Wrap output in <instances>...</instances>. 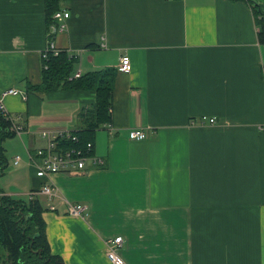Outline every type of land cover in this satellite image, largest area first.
I'll return each instance as SVG.
<instances>
[{"label": "crops", "instance_id": "crops-1", "mask_svg": "<svg viewBox=\"0 0 264 264\" xmlns=\"http://www.w3.org/2000/svg\"><path fill=\"white\" fill-rule=\"evenodd\" d=\"M61 10L70 17L53 41L77 57L75 74L117 72L112 122L94 137L104 164L36 176L40 134L79 130L96 92H28L42 83L44 0H0V95L26 94L4 98L24 133L4 144L3 194L57 187L35 198L65 264H112L107 243L118 236L125 264H264V46L249 2L62 0ZM134 130L147 139L131 140ZM69 203L87 211L72 216Z\"/></svg>", "mask_w": 264, "mask_h": 264}, {"label": "trees", "instance_id": "trees-1", "mask_svg": "<svg viewBox=\"0 0 264 264\" xmlns=\"http://www.w3.org/2000/svg\"><path fill=\"white\" fill-rule=\"evenodd\" d=\"M252 7L258 38L264 46V4L246 0ZM62 0H44L47 27L54 22L53 16L61 11ZM77 57L66 51L58 55L48 53L43 58L42 83H27L28 92H52L58 90H92L96 102L82 109L79 116L81 128L71 132L78 142L70 141L68 146L80 147L91 142L98 130L112 122L113 88L116 70L107 68L75 77ZM12 121L0 113V179L9 168L5 142L17 135L12 131ZM35 192V191H33ZM32 192V193H33ZM44 208L33 196L18 199L3 194L0 189V264H65L63 258L52 253L43 218Z\"/></svg>", "mask_w": 264, "mask_h": 264}, {"label": "built area", "instance_id": "built-area-1", "mask_svg": "<svg viewBox=\"0 0 264 264\" xmlns=\"http://www.w3.org/2000/svg\"><path fill=\"white\" fill-rule=\"evenodd\" d=\"M70 13L66 10L58 11L53 16V23L48 29L49 42L47 48L43 53V58L46 59L48 53L55 55L59 54V51L53 41L54 36L59 32L64 31L66 28V20L69 19ZM132 62L129 56H123L120 61L119 71L123 73L131 72ZM81 73L75 74L76 78H79ZM22 93L15 89H10L0 95V113L12 121V131L20 136L24 133V127L16 123L15 117L9 114L4 105V98L6 96H19ZM23 98L26 94H22ZM20 119V118H18ZM203 122L215 123L214 118H202ZM41 138L46 142L44 147L38 148L34 153L30 154L32 165L36 169V176L40 179H47L55 174H65L68 176L80 175L86 172L88 169L97 166H103L104 161L101 158H97L94 154V145L89 142L84 146L72 147L68 146L70 141L78 142V138L72 135L71 132H42ZM130 139L136 141H143L147 139V133L143 130H134L130 133ZM20 158H16L15 164L19 162ZM57 187L53 184L43 183L40 190L31 192V198L33 196L42 194L48 198H52L57 195ZM54 209V207H52ZM87 211V207L80 204H68L67 213L72 216H83ZM123 245V237L118 236L107 243L106 255L112 264H125L124 260L120 257L118 251Z\"/></svg>", "mask_w": 264, "mask_h": 264}, {"label": "rangeland", "instance_id": "rangeland-1", "mask_svg": "<svg viewBox=\"0 0 264 264\" xmlns=\"http://www.w3.org/2000/svg\"><path fill=\"white\" fill-rule=\"evenodd\" d=\"M12 140V139H11ZM17 142H21L20 139H16ZM8 154L10 156L11 154V150L8 148ZM10 177L9 176H6L2 181L0 180V183L2 182H6V180H8Z\"/></svg>", "mask_w": 264, "mask_h": 264}, {"label": "bare ground", "instance_id": "bare-ground-1", "mask_svg": "<svg viewBox=\"0 0 264 264\" xmlns=\"http://www.w3.org/2000/svg\"><path fill=\"white\" fill-rule=\"evenodd\" d=\"M94 145V144H93Z\"/></svg>", "mask_w": 264, "mask_h": 264}]
</instances>
